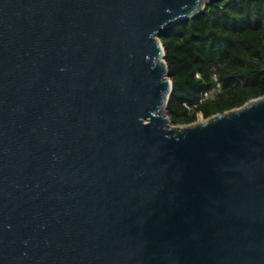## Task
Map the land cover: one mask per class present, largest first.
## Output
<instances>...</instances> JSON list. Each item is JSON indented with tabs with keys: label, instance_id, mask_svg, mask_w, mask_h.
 <instances>
[{
	"label": "water",
	"instance_id": "95a60500",
	"mask_svg": "<svg viewBox=\"0 0 264 264\" xmlns=\"http://www.w3.org/2000/svg\"><path fill=\"white\" fill-rule=\"evenodd\" d=\"M212 1L0 0V264H264V96L167 113Z\"/></svg>",
	"mask_w": 264,
	"mask_h": 264
},
{
	"label": "trees",
	"instance_id": "16d2710c",
	"mask_svg": "<svg viewBox=\"0 0 264 264\" xmlns=\"http://www.w3.org/2000/svg\"><path fill=\"white\" fill-rule=\"evenodd\" d=\"M173 91L167 113L192 124L264 96V0H215L160 35ZM221 90L201 102L205 92ZM191 109L194 110L191 113Z\"/></svg>",
	"mask_w": 264,
	"mask_h": 264
},
{
	"label": "built area",
	"instance_id": "2783aa9c",
	"mask_svg": "<svg viewBox=\"0 0 264 264\" xmlns=\"http://www.w3.org/2000/svg\"><path fill=\"white\" fill-rule=\"evenodd\" d=\"M215 82H216L215 87L212 88L210 91H207L203 94L201 102L208 100V99H213L217 95V93L221 90V85L216 77H215ZM193 112L194 110L191 109V113Z\"/></svg>",
	"mask_w": 264,
	"mask_h": 264
},
{
	"label": "rangeland",
	"instance_id": "374dc122",
	"mask_svg": "<svg viewBox=\"0 0 264 264\" xmlns=\"http://www.w3.org/2000/svg\"><path fill=\"white\" fill-rule=\"evenodd\" d=\"M207 118H204L203 116H202V114H199L198 115V119H197V121H195L194 123H197V122H201V121H204V120H206ZM194 123H192V124H194ZM175 125V124H174ZM188 125H190V124H188Z\"/></svg>",
	"mask_w": 264,
	"mask_h": 264
},
{
	"label": "bare ground",
	"instance_id": "6f19581e",
	"mask_svg": "<svg viewBox=\"0 0 264 264\" xmlns=\"http://www.w3.org/2000/svg\"><path fill=\"white\" fill-rule=\"evenodd\" d=\"M170 127L172 128V125H170Z\"/></svg>",
	"mask_w": 264,
	"mask_h": 264
}]
</instances>
